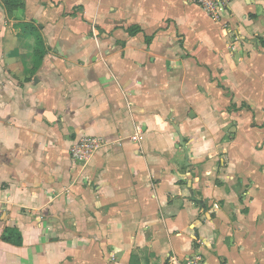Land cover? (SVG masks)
Segmentation results:
<instances>
[{
  "label": "crops",
  "instance_id": "1",
  "mask_svg": "<svg viewBox=\"0 0 264 264\" xmlns=\"http://www.w3.org/2000/svg\"><path fill=\"white\" fill-rule=\"evenodd\" d=\"M12 2L0 264H264V0Z\"/></svg>",
  "mask_w": 264,
  "mask_h": 264
},
{
  "label": "built area",
  "instance_id": "2",
  "mask_svg": "<svg viewBox=\"0 0 264 264\" xmlns=\"http://www.w3.org/2000/svg\"><path fill=\"white\" fill-rule=\"evenodd\" d=\"M190 4L200 7L204 10L209 17L214 20H221L223 15L228 11L231 4L236 0H186ZM142 130L137 128L133 141L138 142L141 138ZM103 144V140L98 137H85L81 138L72 148V159L76 162L88 161L93 153L98 150ZM171 264H179L176 257H171ZM202 258L200 255L195 256L193 259L185 261V264H200Z\"/></svg>",
  "mask_w": 264,
  "mask_h": 264
},
{
  "label": "trees",
  "instance_id": "3",
  "mask_svg": "<svg viewBox=\"0 0 264 264\" xmlns=\"http://www.w3.org/2000/svg\"><path fill=\"white\" fill-rule=\"evenodd\" d=\"M5 3H6V5H7V7H12V5H13V2H12V0L10 1V0H5ZM19 5L18 4H16L15 6H14V9H17V7H18ZM12 10V9H11ZM32 29L33 30H36L34 27H32ZM139 30H133V31H130V34L131 35H134L136 32H138ZM37 40H38V50L40 51V47H42L43 46V41H42V39H41V37H40V35H38L37 34ZM261 45H262V47L264 48V40H262L261 41ZM9 233V232H8ZM7 237H10V235L8 234V236L6 235L5 236V239H7V240H9ZM18 245H21V243H22V238L19 236V239H18V241L16 242Z\"/></svg>",
  "mask_w": 264,
  "mask_h": 264
}]
</instances>
